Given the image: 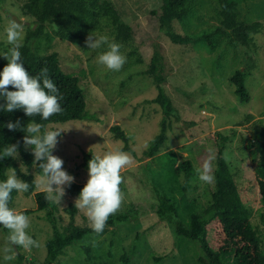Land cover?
Wrapping results in <instances>:
<instances>
[{
	"label": "rangeland",
	"instance_id": "1",
	"mask_svg": "<svg viewBox=\"0 0 264 264\" xmlns=\"http://www.w3.org/2000/svg\"><path fill=\"white\" fill-rule=\"evenodd\" d=\"M107 1L116 11L113 13L132 27L133 33L127 40L117 38L111 23L114 15L105 14L99 2L100 11L90 19L92 24L80 20L76 32L82 36L72 37V26L75 25L72 20L79 17L81 10L78 11L76 4L72 8V0H64L62 6L58 2L55 4L56 7L60 6L58 10L62 21H49V36L32 41L35 53L55 50L64 72L82 76L86 109L99 118L97 121H54L44 124L41 130L63 129L52 154L63 160V169L74 177V182L84 183L88 179V169L81 165L84 154L89 151L102 154L121 148L122 140L109 130L112 124H119L130 136L129 144L136 154L125 151L132 157V162L122 172L123 183L120 187L124 200L117 213L127 212L130 216L136 215V218L115 227L110 226L102 235L86 234L67 246L54 264H200L198 257L202 253L197 244L188 238L176 236L170 223L157 218L153 211L156 200L150 185L156 181L168 196L178 197L182 176L174 173L172 163L187 158L196 171L208 156L209 148L215 154V142L211 136L217 131L228 135L223 155L227 157L229 170L264 251V205L256 182L255 163L245 141L252 137L254 121L260 120L264 127L263 32L254 35L255 49L248 50L233 38L229 30L218 32L220 8L217 0H190L187 15L172 22L176 32L187 34L190 38L189 43L178 44L172 42L158 26L161 0ZM235 1L238 20L264 21V0ZM27 2L30 0H0V60L5 63L7 59L2 54L11 47L6 43L5 28L8 22L16 20L26 32L36 21L25 7ZM87 5L85 1L83 7ZM90 32L106 35L110 41L114 39L121 44L127 62L120 71H110L97 63L98 54L106 50L107 45L97 50L88 49L85 39ZM154 41L161 45L166 76L164 88L177 111L175 115L167 116V139L158 152L139 160L150 139L158 132L162 117L160 106L149 101L157 93L153 78L146 71ZM239 68L247 71L245 85L249 97L243 102L235 94L229 80V76ZM8 145L13 143L9 142ZM24 146L33 154L32 146L25 143ZM13 159L20 170L27 168L28 175L34 181V191L45 189L41 183L42 175L36 171L34 164L28 166L19 151L18 157ZM190 182V188L179 202V212L185 219L192 211L202 210L208 205L214 188V183L201 182L197 173ZM33 192L18 193L14 190L9 206L18 210L35 209ZM65 193L60 203H55L58 227L68 231L72 225L89 226L87 217L77 209L71 219L69 204H74L79 193L69 186ZM28 216L31 218L28 233L39 242L40 247L28 251L13 244L15 259L5 262L3 248L8 235L0 231V264H19V259L21 264L42 263L46 254L45 241L51 237L52 228L44 216V210H35ZM223 237L218 220L211 221L207 229V240L211 247L216 249ZM84 244L91 245L93 259L90 261L85 259L81 248ZM123 253L129 256L128 262L121 260ZM222 259L227 264H233L231 253L222 255Z\"/></svg>",
	"mask_w": 264,
	"mask_h": 264
},
{
	"label": "trees",
	"instance_id": "2",
	"mask_svg": "<svg viewBox=\"0 0 264 264\" xmlns=\"http://www.w3.org/2000/svg\"><path fill=\"white\" fill-rule=\"evenodd\" d=\"M64 0H30L25 4L26 9L35 17L34 25L27 28L23 46L20 48L21 61L23 66L32 75H38L40 70L44 67L49 69V75L58 87L60 93L63 95L61 105L63 112L59 115L51 117L49 120H42L38 115L35 117H28L25 115L23 109H16L12 112L5 111L0 107V152L3 147L9 142L17 145V149L23 158L24 162L30 166L33 165L36 171L43 175L42 169L39 167V162H34L33 154L27 150L23 143V137L26 133L22 130L27 125L29 120H34L41 125L54 121H67L70 119H88L98 120L94 113L86 109V99L81 86L82 76L80 74H68L62 70L59 63V55L55 50L37 54L32 48V41L38 37L46 38L49 36L47 25L49 21L59 20L61 22V13L59 7L63 5ZM87 1V6L84 2ZM190 0H161L159 14L157 15L158 26L164 30L169 39L178 44H187L190 38L187 34L176 32L172 22L184 18L189 12ZM58 2L59 7L55 4ZM72 8L74 4L77 5L78 13L77 19L72 22V37H81L77 34L76 29L80 20L87 24H92L90 19L95 18L100 11L98 2L100 0H72ZM219 4V29L218 32L229 30L233 38L238 41L246 49H255L253 42L254 35L263 32L264 35V21L253 20L244 21L236 18V1L235 0H217ZM101 7L105 14L112 13L114 16L111 20L112 26L115 29L117 38L127 40L133 33L132 27L125 23L116 13L112 5L107 0L102 1ZM72 9V17L75 12ZM56 13V14H55ZM155 13V11H154ZM71 18V17H70ZM7 63L0 60V71ZM147 73L151 75L157 89L156 95L149 101L157 103L162 111V117L159 123L158 132L150 139L147 147L142 151L138 157L139 160L152 157L158 152L160 146L167 139V130L169 122L167 116L175 115L177 108L173 104L170 96L166 93L164 88L165 83V62L164 55L161 51L159 42L152 43V54L149 59ZM247 71L245 69H236L230 76L229 80L234 86V92L240 101H247L249 93L245 85V78ZM9 90H15L9 86ZM6 103L3 97H0V105ZM175 113V114H174ZM20 122L21 127L16 130H9L7 128L8 122ZM109 130L116 138L122 140V150L129 151L136 154L129 144L130 136L126 133L119 124H112ZM45 131L41 130V135ZM215 142V166L213 168L215 175L214 188L211 191V198L208 205L202 210L192 211L187 219H185L179 212V202L184 198L186 191L191 186V178L196 171L190 159H183L178 163H172L174 173L182 176V182L178 188V197L168 196L161 184L153 181L150 188L156 200L153 211L157 218L165 220L173 227V231L178 237H185L194 241L199 247L202 255L198 257L200 264H227L222 255L233 254V264H264V251L260 245V237L255 228L249 220V214L246 206L241 200L238 192L236 182L233 174L229 170L227 161L223 155V151L228 140V135L217 131L212 136ZM250 147L252 161L255 163V175L258 185V191L264 205V127L260 120L254 121L252 125V137L245 139ZM92 152L84 154L81 165L87 168V162L92 157ZM8 167H12L20 175L21 179L30 185L28 192L34 191V181L30 175H25L16 165L12 157L0 158V180L6 179L5 173ZM84 183L73 182L69 186L74 192L79 193ZM14 191L11 193L12 202ZM33 197L36 201V208H23L26 215L35 210H44V216L50 223L52 228V235L45 241L46 254L41 264H54L57 258L62 255L65 248L72 243L77 242L86 234L102 235L106 232L108 227H115L116 225L136 218L130 216L129 213H116L109 217L104 231L100 234L95 233L89 226L72 225L68 231H62L57 224L56 218V204L46 199L45 189L33 192ZM74 204H69V212H71V219L75 213ZM218 220L221 225L223 240L216 249L212 248L207 240L208 225L213 220ZM0 231L7 235L8 230L0 225ZM84 251L85 259L90 261L93 259L92 248L89 244L81 246ZM121 260L128 262L129 256L125 253L121 255ZM159 259V258H156ZM18 263L21 264L20 259ZM93 264H107L95 262Z\"/></svg>",
	"mask_w": 264,
	"mask_h": 264
},
{
	"label": "clouds",
	"instance_id": "3",
	"mask_svg": "<svg viewBox=\"0 0 264 264\" xmlns=\"http://www.w3.org/2000/svg\"><path fill=\"white\" fill-rule=\"evenodd\" d=\"M6 43L11 47L2 55L7 64L0 71V97L6 101L0 105L5 111L12 112L23 109L28 117L39 116L42 120L63 112L61 100L63 95L49 75V69L44 67L38 75L29 74L21 61L20 48L23 46L24 27L16 20H10L5 28ZM88 49L97 50L107 45L106 50L97 56V63L110 71H120L127 62V55L121 51V44L109 40L106 35L89 33L85 39ZM9 86L15 90L10 91ZM9 130L21 127L20 122H8ZM43 125L29 120L22 130L25 145L33 148L34 162H39L43 171L41 183L46 191V199L59 204L66 194L65 189L74 182V177L63 169V160L52 154L56 147L57 138L63 129L48 130L41 135ZM18 157L17 145H6L0 152V158ZM213 149H208V156L203 160L202 166L196 169L198 179L205 184H213L215 175ZM227 158V157H225ZM132 157L121 148L109 150L102 154H92L87 162L88 179L81 188L74 201V207L83 212L89 221V227L97 234L104 231L110 216L115 215L121 208L124 193L120 185L123 183L122 172L130 165ZM25 175L27 168L21 169ZM6 179L0 180V225L8 230L6 246L3 248L5 262L15 259V252L11 245L23 247L30 251L33 247H40L39 242L28 233L31 227V218L24 210L9 206L11 193L28 191L30 185L19 179L16 170L7 168ZM54 186V187H53Z\"/></svg>",
	"mask_w": 264,
	"mask_h": 264
}]
</instances>
